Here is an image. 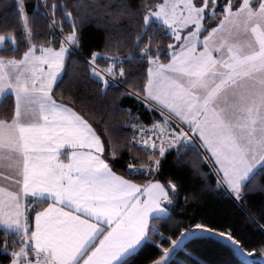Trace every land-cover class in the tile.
<instances>
[{
  "label": "snow or ice",
  "instance_id": "snow-or-ice-1",
  "mask_svg": "<svg viewBox=\"0 0 264 264\" xmlns=\"http://www.w3.org/2000/svg\"><path fill=\"white\" fill-rule=\"evenodd\" d=\"M44 7L59 39L37 37L24 0L16 4L23 51L14 30L0 33V43L12 44L0 52V264H133L149 241L161 254L143 264H169L185 241L217 237L256 264V248L231 227L173 213L208 191L222 189L241 206L264 192V0H141L109 13L121 30L84 67L101 93L122 86L120 96L159 114L133 123L138 132L124 143L105 141L86 114L58 98L69 48L95 8L83 0ZM126 63L146 65V76H131ZM190 149L201 176L195 191L175 174L161 176L170 152L179 161ZM140 175L148 179L138 182ZM257 214L264 219V206ZM248 218L256 222L251 211ZM158 220L170 235L158 233Z\"/></svg>",
  "mask_w": 264,
  "mask_h": 264
},
{
  "label": "trees",
  "instance_id": "trees-1",
  "mask_svg": "<svg viewBox=\"0 0 264 264\" xmlns=\"http://www.w3.org/2000/svg\"><path fill=\"white\" fill-rule=\"evenodd\" d=\"M52 0H24L26 11L32 18L34 26L37 28V37L39 39L47 38L50 35H55L59 39L58 30L49 31L46 27L48 22V12L44 5L51 3ZM61 0H56L59 4ZM85 4L95 8L96 14L90 15L82 24L79 30V44L70 46L66 67L62 70L61 87L58 89V98L63 96L62 103H68L70 107H75L78 111L90 119L93 127L97 129L98 134L107 141L109 137L116 143H124L131 141L133 135L138 132V129L132 127L133 123L143 122L150 124L153 116H158V113L149 112L142 102L136 100L134 96H120L122 86L110 88L107 95L101 93L98 89V82L95 77H92L84 65L88 62V57L91 51H102L105 49L106 37L111 33L113 37L121 30L119 26H114L109 15L115 11L122 2H126L131 7L135 8L141 0H83ZM221 2V0H218ZM219 11V9H217ZM216 21H211L214 26ZM121 25L127 26V17L121 19ZM13 31L16 36L18 46L22 52L26 40L21 21L18 19L16 0H0V33L4 31ZM206 34V33H204ZM161 39H164L163 32L160 34ZM165 43L167 41L165 40ZM7 45L10 50L12 47L11 41H5L0 52L5 50ZM123 51V50H122ZM101 67L105 66L106 62L103 59L98 61ZM131 76H146L147 67H140L135 63H126ZM125 84L127 81L124 82ZM118 97L113 102V97ZM3 101V97L0 102ZM139 116L140 121L128 119L129 112ZM138 147V146H137ZM201 160H202V152ZM133 149V155H137ZM175 152L172 151L164 161V168L161 176L175 174L177 178H181L185 182V186L190 190H197L201 184V176L197 169L192 166V161L196 159L195 152L190 149L186 156L181 157L179 161L174 159ZM128 159V148L124 149L123 164ZM202 170L208 172V164L202 160ZM119 169V165L117 166ZM264 175V174H261ZM148 179L145 175L137 177L138 182H143ZM260 177H257L259 180ZM214 182V176H213ZM183 197V193H181ZM264 206V192L254 191L248 197L243 206L234 204L229 198L223 195V190H215L206 192L199 202L189 200L187 206L180 203L176 206L173 215L178 218L182 217L184 222H195L200 218H205L219 228L231 227L235 233L245 241L246 246L255 247L256 252L250 259L256 264L260 256V242L264 241V230L260 225L264 224V219L257 213ZM253 213L255 223L248 218V212ZM158 233L170 235V225L164 220L157 221ZM179 233H177L178 235ZM2 236V229H0ZM159 240L157 234L153 238ZM165 241V246H167ZM158 247L154 246L152 241L146 243L143 251L133 261V264H143L147 257L155 258L160 255ZM5 254L0 252V261H3ZM169 264H244L235 252L225 244L215 239L192 238L184 242V246L178 248L175 253L168 259Z\"/></svg>",
  "mask_w": 264,
  "mask_h": 264
},
{
  "label": "water",
  "instance_id": "water-1",
  "mask_svg": "<svg viewBox=\"0 0 264 264\" xmlns=\"http://www.w3.org/2000/svg\"><path fill=\"white\" fill-rule=\"evenodd\" d=\"M215 240H217V241H219V238L217 237V238H215ZM220 242V241H219ZM221 243H223V244H225L226 246H227V242H221ZM229 247V246H228ZM178 249V248H177ZM176 249V250H177ZM175 250V251H176ZM236 254V253H235ZM172 256V255H171ZM171 256H169V257H167L166 259H169ZM236 256L238 257V259H240L244 264H245V260L246 259H248L247 257H245V256H243V255H238V254H236Z\"/></svg>",
  "mask_w": 264,
  "mask_h": 264
},
{
  "label": "rangeland",
  "instance_id": "rangeland-1",
  "mask_svg": "<svg viewBox=\"0 0 264 264\" xmlns=\"http://www.w3.org/2000/svg\"><path fill=\"white\" fill-rule=\"evenodd\" d=\"M16 4H17V0H16ZM3 44H4V42L3 43H0V49L3 47ZM257 261L260 264H264V257L258 258Z\"/></svg>",
  "mask_w": 264,
  "mask_h": 264
},
{
  "label": "crops",
  "instance_id": "crops-1",
  "mask_svg": "<svg viewBox=\"0 0 264 264\" xmlns=\"http://www.w3.org/2000/svg\"><path fill=\"white\" fill-rule=\"evenodd\" d=\"M2 99V96H0V100ZM198 143V141H197ZM201 152L203 153L204 152V149L203 148H200Z\"/></svg>",
  "mask_w": 264,
  "mask_h": 264
}]
</instances>
